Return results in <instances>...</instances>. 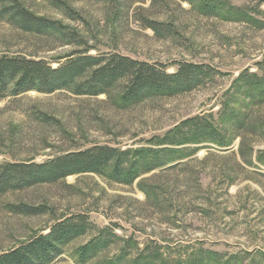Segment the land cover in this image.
Listing matches in <instances>:
<instances>
[{"label":"rangeland","instance_id":"obj_1","mask_svg":"<svg viewBox=\"0 0 264 264\" xmlns=\"http://www.w3.org/2000/svg\"><path fill=\"white\" fill-rule=\"evenodd\" d=\"M57 1L67 2L77 20L50 0L28 4L37 15L81 33L93 56L119 54L168 66L170 73L176 71L173 64L189 62L208 66L216 74L192 92L129 107L104 95L77 96L67 90L8 95L0 99V164H40L94 146L136 150L190 118L212 116L218 122L234 82L246 70L258 72L257 64L264 60V0L230 1L247 17L203 15L180 0ZM155 22L163 23L165 31L155 32L151 28ZM74 50L56 48L0 20V55L44 59L57 68L67 59L56 60ZM244 99L234 94L231 107L238 111L248 107ZM248 113L249 129L243 134L253 150L245 160L240 138L225 149L200 145L204 149L186 164L151 180L164 189L165 209L155 207L138 188L141 179H151L159 171L133 185L84 174L2 196L0 252L49 232L63 217L83 215L93 228L68 244L51 264H81V248L105 230L116 242L87 264H117L129 241L131 258L157 248L162 258L175 263L203 248L220 252L226 260L235 256L242 264H264V105ZM8 203L48 205L52 211L25 216L11 212L5 207Z\"/></svg>","mask_w":264,"mask_h":264},{"label":"trees","instance_id":"obj_2","mask_svg":"<svg viewBox=\"0 0 264 264\" xmlns=\"http://www.w3.org/2000/svg\"><path fill=\"white\" fill-rule=\"evenodd\" d=\"M29 1L0 0V20L7 21L19 32L55 44L56 48L73 47L76 50L56 60L67 59L64 63L58 62L57 68L44 59L0 55V99L30 91L53 94L67 90L77 96L104 95L118 106L129 107L152 98L175 97L192 92L212 80L216 74L208 66L189 62L173 64L176 71L170 73L168 66L141 62L119 54L93 56L81 33L59 21L37 15L31 10ZM50 1L53 3L51 5L63 9L69 19L77 20L76 12L67 2ZM180 1L188 2L203 15L247 17L244 11L231 5V0ZM151 28L157 33L165 31L163 23L155 22ZM257 69L258 72L244 71L234 82L219 113V123L212 116H196L181 122L163 136L153 137L147 141V147L136 150L94 146L40 164H0V198L16 190L54 185L71 176L94 174L107 176L120 184L133 185L139 178L159 171L151 179H141L138 188L155 207L165 209V202L162 201L164 189L151 184L153 178L186 164V160L204 149L201 146L210 144L225 149L240 138L241 158L245 160V156L251 154L253 148L251 144L248 145L243 131L249 129L248 112L254 106L264 105V60L257 64ZM239 93L241 98L248 100V107L241 111L231 107L234 94ZM5 207L25 216L46 215L52 211L48 205L31 206L25 203H8ZM166 211L164 213H170ZM92 228L88 216L63 217L48 228L49 232H41L9 251L0 252V264H51L64 254L68 244ZM114 240L115 237L110 236L107 230L100 233L81 248L79 262L87 264L98 253L107 251L116 242ZM130 245L131 241L121 249L117 264H242L238 257L226 260L220 252L203 248L186 260L175 263L162 258L157 248L144 249L136 258H131Z\"/></svg>","mask_w":264,"mask_h":264}]
</instances>
